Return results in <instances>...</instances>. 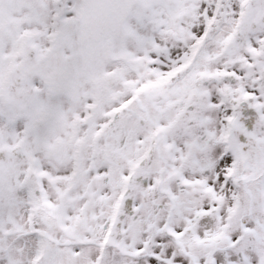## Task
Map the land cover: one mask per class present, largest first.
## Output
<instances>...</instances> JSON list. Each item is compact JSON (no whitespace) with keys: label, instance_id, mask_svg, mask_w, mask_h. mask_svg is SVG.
<instances>
[{"label":"snow or ice","instance_id":"obj_1","mask_svg":"<svg viewBox=\"0 0 264 264\" xmlns=\"http://www.w3.org/2000/svg\"><path fill=\"white\" fill-rule=\"evenodd\" d=\"M0 264H264V0H0Z\"/></svg>","mask_w":264,"mask_h":264}]
</instances>
